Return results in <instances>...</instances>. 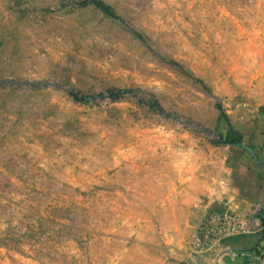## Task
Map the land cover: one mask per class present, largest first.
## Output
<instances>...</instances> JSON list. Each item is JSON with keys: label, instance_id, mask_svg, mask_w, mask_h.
Segmentation results:
<instances>
[{"label": "rangeland", "instance_id": "374dc122", "mask_svg": "<svg viewBox=\"0 0 264 264\" xmlns=\"http://www.w3.org/2000/svg\"><path fill=\"white\" fill-rule=\"evenodd\" d=\"M96 1L0 0V264L151 255L264 124V0Z\"/></svg>", "mask_w": 264, "mask_h": 264}, {"label": "crops", "instance_id": "0c3cea01", "mask_svg": "<svg viewBox=\"0 0 264 264\" xmlns=\"http://www.w3.org/2000/svg\"><path fill=\"white\" fill-rule=\"evenodd\" d=\"M231 123L243 139L227 151L223 181L208 185L192 174L188 186L173 187L161 210L165 222L151 237L152 254L129 255L125 264H255L260 249L255 229L264 215V124ZM224 199H230L240 213L244 229L202 249L197 246V226L209 211H222Z\"/></svg>", "mask_w": 264, "mask_h": 264}, {"label": "built area", "instance_id": "2783aa9c", "mask_svg": "<svg viewBox=\"0 0 264 264\" xmlns=\"http://www.w3.org/2000/svg\"><path fill=\"white\" fill-rule=\"evenodd\" d=\"M222 211H209L200 221L196 229L197 246L202 249H210L222 239L229 238L240 233L244 229L243 219L240 213L233 208L230 199H224ZM255 232L258 235L260 245L255 255V264H264V215L261 217ZM235 260V256L230 257Z\"/></svg>", "mask_w": 264, "mask_h": 264}, {"label": "trees", "instance_id": "16d2710c", "mask_svg": "<svg viewBox=\"0 0 264 264\" xmlns=\"http://www.w3.org/2000/svg\"><path fill=\"white\" fill-rule=\"evenodd\" d=\"M96 4H98L103 10H105L106 12H108L110 15L115 16V14L112 11H110L109 6L107 4H105L103 1L97 0L96 1ZM123 92H124L123 90L108 91L107 94L109 96H113V95H118V94L123 93ZM73 96L77 100L85 99L84 96H79L78 94H73ZM226 143H228V144H234L235 142H233V141H226Z\"/></svg>", "mask_w": 264, "mask_h": 264}, {"label": "water", "instance_id": "95a60500", "mask_svg": "<svg viewBox=\"0 0 264 264\" xmlns=\"http://www.w3.org/2000/svg\"><path fill=\"white\" fill-rule=\"evenodd\" d=\"M245 147H246V146H245ZM246 148H248L250 151H252L251 148H249V147H246Z\"/></svg>", "mask_w": 264, "mask_h": 264}]
</instances>
